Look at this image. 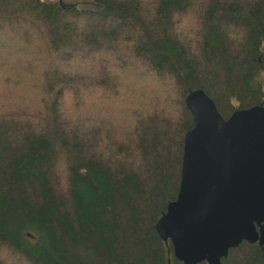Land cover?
I'll use <instances>...</instances> for the list:
<instances>
[{
	"label": "trees",
	"instance_id": "16d2710c",
	"mask_svg": "<svg viewBox=\"0 0 264 264\" xmlns=\"http://www.w3.org/2000/svg\"><path fill=\"white\" fill-rule=\"evenodd\" d=\"M89 2L0 0V58L38 43L69 67L0 59V264H182L154 226L178 193L185 98L203 90L224 119L264 107V0ZM221 264L264 259L243 242Z\"/></svg>",
	"mask_w": 264,
	"mask_h": 264
},
{
	"label": "water",
	"instance_id": "95a60500",
	"mask_svg": "<svg viewBox=\"0 0 264 264\" xmlns=\"http://www.w3.org/2000/svg\"><path fill=\"white\" fill-rule=\"evenodd\" d=\"M185 104L193 127L185 134L177 197L154 229L182 264H221L241 243L264 259V107L224 119L201 89Z\"/></svg>",
	"mask_w": 264,
	"mask_h": 264
},
{
	"label": "rangeland",
	"instance_id": "374dc122",
	"mask_svg": "<svg viewBox=\"0 0 264 264\" xmlns=\"http://www.w3.org/2000/svg\"><path fill=\"white\" fill-rule=\"evenodd\" d=\"M43 1H45V2H49V1H59V2H62L63 4H65V5H71V6H73V7H76V8H83V7H88V8H90L91 7V4H90V2H89V0H43ZM92 8V7H91ZM10 34V33H9ZM35 35V34H34ZM30 36V35H29ZM37 44L38 43H35L34 45L35 46H32V48L31 49H27V50H20V51H18V52H13V51H11V52H6V56H4L3 54H1L2 56H1V58L0 59H2V60H5V61H7V62H10V63H12V64H16V65H21V66H24V63L26 62H29V63H32V64H34V66H35V70L37 69V71H38V69H42V68H44L46 65H48V66H50V65H52V66H57L58 68H59V70H64V69H69V67H67V68H65L64 66H63V64H61V63H55V61H52V60H48L46 57H45V55L43 54V52H40L39 50H37L36 49V47H37ZM37 55H38V58H37ZM24 57V59L23 60H21V57ZM92 60H94V59H92ZM92 60H90V59H81L80 60V63L79 62H77L76 64H75V67H77V66H80V68H88L89 66H90V61H92ZM23 61H24V63H23ZM96 61H98V59H95L94 60V62L92 63V64H94ZM68 66V65H67ZM82 66V67H81ZM47 68V67H46ZM73 68V67H72ZM76 70H78V69H76ZM38 73V72H37ZM139 73V72H138ZM139 74H142V73H139ZM139 77H145V75H142V76H140V75H136L135 77H133L134 79H132V80H135V79H137V78H139ZM125 78V77H124ZM150 77H148V78H146V79H149ZM33 81V80H32ZM145 83H142V85H143V88H142V90L144 89V87H145V85H144ZM156 87H158V85L156 84ZM127 95H124V97H126ZM119 101H117V103H118ZM116 103V104H117ZM69 106H71V105H73V103L72 102H70L69 104H68ZM118 106H120V102L118 103Z\"/></svg>",
	"mask_w": 264,
	"mask_h": 264
}]
</instances>
